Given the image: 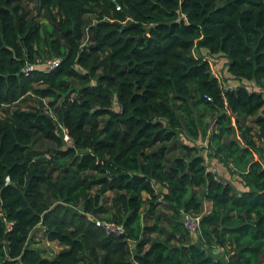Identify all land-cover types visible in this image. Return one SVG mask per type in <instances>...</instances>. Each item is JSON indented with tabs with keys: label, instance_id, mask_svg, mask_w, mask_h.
I'll return each mask as SVG.
<instances>
[{
	"label": "trees",
	"instance_id": "trees-1",
	"mask_svg": "<svg viewBox=\"0 0 264 264\" xmlns=\"http://www.w3.org/2000/svg\"><path fill=\"white\" fill-rule=\"evenodd\" d=\"M0 264H264V0H0Z\"/></svg>",
	"mask_w": 264,
	"mask_h": 264
},
{
	"label": "rangeland",
	"instance_id": "rangeland-1",
	"mask_svg": "<svg viewBox=\"0 0 264 264\" xmlns=\"http://www.w3.org/2000/svg\"><path fill=\"white\" fill-rule=\"evenodd\" d=\"M200 50V49H199ZM195 53L197 55H208V52L204 51V53L202 52H198L197 50H195ZM211 60L212 63H213V71H215L216 73H218L222 79V81H224L225 83H227L229 86H233L235 87L236 85L238 84H241L240 82H238L237 80L233 79L231 73L228 71V65H227V60L225 57L223 56H217L215 58H212ZM243 84H247L249 88L253 89L255 87L254 84H250V83H243ZM256 88V87H255ZM257 90H259V88L257 87L256 88ZM33 101L29 100L28 102H26V104L24 103L23 106H25L26 108L28 107V104L31 103ZM184 140L188 141L187 139L183 138ZM188 142H191V143H196L199 147H203V150H202V154L206 157L207 159V164H208V167L212 170H214L215 168V164L216 162L215 161H211V157H209V149H205L206 148V142L202 141V140H199V141H188ZM214 160V159H213ZM208 161H210L208 163ZM217 173V172H216ZM228 174H231L230 171L226 168V171L225 173L222 175L223 178L226 179L227 175ZM219 175V174H218ZM232 175V174H231ZM234 184L235 186L238 188L240 187V184L241 183L239 181V177L234 175ZM160 189V187H159ZM206 206V210H209L210 209V203L209 202H206L205 204ZM198 234H192V238L194 241H196L198 238ZM32 243L33 245L40 249L41 250V253L43 254L44 257H47V258H53L57 252L62 248L60 246V244L58 242H51V241H48L46 239V237L44 236V233L42 232L41 229H37L34 233H33V236H32Z\"/></svg>",
	"mask_w": 264,
	"mask_h": 264
},
{
	"label": "built area",
	"instance_id": "built-area-1",
	"mask_svg": "<svg viewBox=\"0 0 264 264\" xmlns=\"http://www.w3.org/2000/svg\"><path fill=\"white\" fill-rule=\"evenodd\" d=\"M60 63V59L58 58H50L47 60L38 59L36 63H27L22 71L25 74H29L30 72L36 70L37 68H42L45 71H52L54 68H56ZM214 74L219 78L221 81V85L223 89H229L231 86H229L227 83L222 81L220 75L213 71ZM64 132V142L67 146H70L73 144V140L67 130L63 129ZM96 224L100 227H103L104 230L109 234H117L120 235L124 232V229L122 226L117 225L115 223L107 222L104 220L96 219ZM183 222L185 224V227L190 231L192 234H196L200 229V217H196L192 215L191 213H185L183 215Z\"/></svg>",
	"mask_w": 264,
	"mask_h": 264
},
{
	"label": "crops",
	"instance_id": "crops-1",
	"mask_svg": "<svg viewBox=\"0 0 264 264\" xmlns=\"http://www.w3.org/2000/svg\"><path fill=\"white\" fill-rule=\"evenodd\" d=\"M211 159H212L211 161H215L216 162V164L214 165L215 166L214 171L217 172L220 176H222L225 173V171H226L225 166L218 159L213 158V157H211ZM209 162L210 161H208V163ZM226 179L227 180H230V181H232L234 183V181H233L234 180V174L233 175L228 174L227 177H226ZM239 184H240V187H238V188L241 189V190L244 189L243 185L241 183H239ZM157 186L160 187L161 190H164V189L161 188V186H159V184H157ZM210 208H211V206H210Z\"/></svg>",
	"mask_w": 264,
	"mask_h": 264
}]
</instances>
